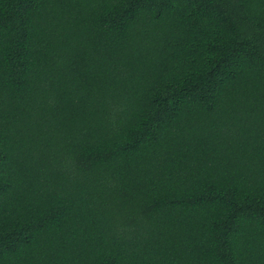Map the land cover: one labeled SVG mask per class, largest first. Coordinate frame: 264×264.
<instances>
[{
  "label": "trees",
  "instance_id": "16d2710c",
  "mask_svg": "<svg viewBox=\"0 0 264 264\" xmlns=\"http://www.w3.org/2000/svg\"><path fill=\"white\" fill-rule=\"evenodd\" d=\"M0 264H264V0H0Z\"/></svg>",
  "mask_w": 264,
  "mask_h": 264
}]
</instances>
